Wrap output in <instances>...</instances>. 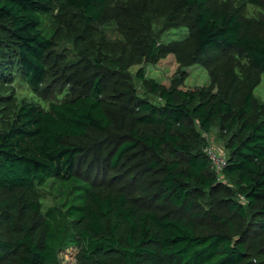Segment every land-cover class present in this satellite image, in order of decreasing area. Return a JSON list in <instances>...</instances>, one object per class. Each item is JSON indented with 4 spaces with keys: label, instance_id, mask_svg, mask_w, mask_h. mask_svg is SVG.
Masks as SVG:
<instances>
[{
    "label": "trees",
    "instance_id": "16d2710c",
    "mask_svg": "<svg viewBox=\"0 0 264 264\" xmlns=\"http://www.w3.org/2000/svg\"><path fill=\"white\" fill-rule=\"evenodd\" d=\"M112 21L146 58L163 54L164 34L187 30L195 57L222 53V85L168 89L141 69L135 78L157 100L135 86L108 88L104 81L123 78L129 64L78 46L85 27ZM64 39L78 63L97 69L91 78L64 77L72 72L50 59ZM9 57L47 107L17 103L8 128L0 126V264H58L68 249L76 264H264V242L253 240L254 233L264 238V102L250 90L264 74V0H0L3 87L15 77ZM106 66L110 77L99 71ZM74 87L80 91L69 94ZM125 96L133 102L131 125L117 132L122 141L107 163L113 175L96 185L88 145L99 154L110 146L102 139L112 127L110 109ZM215 130L226 151L219 174L200 137ZM136 152L144 161H129L123 173L145 166L153 189L145 193L133 173L139 190L132 197L115 174ZM143 195L169 209L141 206Z\"/></svg>",
    "mask_w": 264,
    "mask_h": 264
},
{
    "label": "rangeland",
    "instance_id": "374dc122",
    "mask_svg": "<svg viewBox=\"0 0 264 264\" xmlns=\"http://www.w3.org/2000/svg\"><path fill=\"white\" fill-rule=\"evenodd\" d=\"M167 8L168 4L164 3L157 7V11L162 14ZM253 9L256 8L253 7ZM115 22L116 21L109 22L107 27H85L84 30L86 31V36L83 38V44L81 45V47L78 46L79 49L88 48L89 51L87 52L89 53V55L95 54L97 57H104L107 55L106 61L109 58H115L122 61L124 64H129L126 70L121 74L123 78L118 80L115 79L113 81H104L105 85H107L108 88L115 87L121 90L122 87H126L127 89H129L130 87L134 88L135 86L136 93L139 96L145 95V97L149 101L157 100L156 96H151L148 93L150 84H144L143 82H139L135 78L136 73L141 69H143L145 72V79H153L156 82L160 83L161 86L168 89L178 88L181 90L189 91L196 87H208L212 89V91H216L218 87L222 85L220 74H222V72L227 69L224 68L227 63L222 58V53L220 54L219 52L215 54H209L206 57H195V52L191 43L192 38L191 36H188L189 34L187 30H173L164 34L162 36V42L165 47L160 46V48H162L163 54L146 58L147 51L143 50V48H129V45L126 43L124 36H122L118 31V26ZM186 41H189L186 46V50L184 49L181 52L177 46L179 44L185 43ZM76 51V47L73 45V43L64 39L60 42L55 43L54 50L50 55V59L56 64H59L61 66L64 65V71L72 72L71 74L64 73V77H67V75H74L73 73H75L76 76L84 77V79L91 78L93 73L97 71V69L92 64L88 65L86 62L78 63ZM187 54L192 55V57L183 61V56H189ZM9 58L11 59L10 62L13 65V73L15 77L13 78V81H10L7 85L5 84V87H3L4 85L1 86L2 83H0V126L2 128H5L6 124L10 121L12 112L17 107L15 106L17 103L20 104L21 102L25 101L27 103L40 105L44 108L47 107V103L36 97L32 90L27 86L26 82H23L20 77V73L16 68L17 66H15L14 58ZM193 61L198 64L190 65ZM85 64L87 65L86 67ZM83 67L85 68L83 69ZM106 68L99 69V71L101 73L103 72L106 75L105 77H110L111 72L108 70V68ZM233 72L235 75L239 74V70L236 67H234ZM237 78L240 79L242 77L237 76ZM254 78L257 83L254 86H251V93L257 101L264 102V74L255 75ZM126 79H128V81ZM241 80L244 79L242 78ZM79 89L77 90V88L74 87L69 92V94L75 90H77V93L80 91ZM240 89L242 88L240 87ZM235 91L237 90L235 89ZM241 91L245 92L244 88ZM228 95L232 96L231 90H229ZM128 99V96L119 97L117 99V102L113 104V108L110 109L112 127L109 132L102 137L103 143L105 144L109 142L110 146L107 145V147L104 149V152L99 154L98 151L94 150V147L91 144L88 145L91 149V153L85 157V160L86 162H90L94 170L97 171L96 185L101 184L103 175L105 176V180H103L104 183H106L108 181V178L113 175L111 172L107 171V163L113 150L118 146L119 142L122 141V137L119 136V133H117L122 130V123L124 124V127H128L131 125L133 116V102L129 103L130 101H128ZM13 107L14 109L12 111ZM8 126L9 124H7V128ZM200 137L203 142L202 149L206 144H209L208 142H210L216 147V149L218 148L220 151H222L223 154L226 153L223 147L224 142L220 139L219 134L218 132H216V130L211 131L207 134L201 133ZM90 139L91 142H93L92 139H94V141L98 140L93 137H91ZM94 154L99 156L97 158H94ZM140 154L142 153L136 152V154L132 156L130 160H128V164H123L115 174L116 177L120 180L121 191L132 197L138 196L137 190H139L138 187L134 185L135 182L130 179V175H132L133 173V176L136 177V180L141 181L144 185L143 189L145 190V193H150L153 189L152 185L150 184V178L142 174L144 173L142 170L145 166L135 168L129 176H126V174L123 173L124 167L130 165L129 161L133 165H136V163L140 164L144 161L143 156L138 157ZM93 178L91 177V179ZM50 203L51 200H48V202L44 203V205H48ZM139 204L141 206L143 205L144 207H148L156 212L166 211L169 209L168 205L158 206L151 203L148 197L145 196L143 197V199L140 198ZM2 231L3 228L0 227V235H2ZM254 234L255 235L253 236V240H256L255 245L259 246L264 242V238H259L258 233ZM58 264H76L75 250L68 249L59 254Z\"/></svg>",
    "mask_w": 264,
    "mask_h": 264
},
{
    "label": "built area",
    "instance_id": "2783aa9c",
    "mask_svg": "<svg viewBox=\"0 0 264 264\" xmlns=\"http://www.w3.org/2000/svg\"><path fill=\"white\" fill-rule=\"evenodd\" d=\"M206 134V133H205ZM206 144L203 148V153L208 158L211 168L214 170L216 174H219L222 168H224L226 164L225 154L222 153L218 148L212 145L210 142Z\"/></svg>",
    "mask_w": 264,
    "mask_h": 264
}]
</instances>
